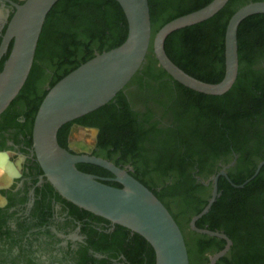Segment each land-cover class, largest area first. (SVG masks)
Instances as JSON below:
<instances>
[{
    "label": "trees",
    "instance_id": "obj_1",
    "mask_svg": "<svg viewBox=\"0 0 264 264\" xmlns=\"http://www.w3.org/2000/svg\"><path fill=\"white\" fill-rule=\"evenodd\" d=\"M212 1L149 0L153 38L170 21L197 11ZM259 1L264 0H230L210 20L172 33L165 43L168 56L182 70L201 81L212 84L221 82L226 71L225 35L228 23L241 7ZM263 32L264 14L248 17L241 23L238 31L239 76L233 88L224 96L201 94L174 81L159 66L151 46L147 63L127 85L139 86L140 92L136 93L135 96L138 97L136 100L149 110L142 120L138 119L137 114L126 111V108L118 107L116 101L119 102L123 97V90L107 105L76 120L85 123L87 119H98V124L93 125L100 126L101 132L93 156L104 158L121 168L131 167L134 172L130 174L145 186L148 184L143 178L154 185L159 183L165 185L167 181H173L165 187V194H159L147 187L163 203L169 194L182 195V201H175L181 211L179 214L174 213L173 217L184 234L190 264H201L206 260V238H209L190 229L191 219L200 214L208 202L201 200L192 205L186 199L196 190L193 185L195 182L193 175L206 178V143H209L206 132L219 134V137L224 132H234L235 129L230 126L227 116L240 108H247V104L253 99L249 85L255 82L251 80L249 70L252 55L261 42L260 36ZM127 36V19L116 0H60L46 18L33 68L19 97L12 104L21 96L39 95L36 117L45 96L60 80L97 54L119 47ZM11 49L12 44L2 59L0 71ZM49 78L48 88L42 91L43 83ZM173 82L178 86L183 97L176 98ZM150 104L157 111L164 109L165 115L172 113L173 120L169 127L159 129L156 124H152V128H147L146 125L154 117L152 109H149ZM222 118L224 119L221 120ZM219 121L224 122V129L219 125ZM70 124L71 122L64 125L58 133V141L66 149L67 127ZM182 132L188 135L184 137ZM189 166L192 171L188 170ZM77 167L85 173L103 177L112 176L109 171L96 165L81 164ZM246 179L235 183L241 185ZM106 183L122 187L118 183ZM230 189L233 192L239 191L232 186ZM223 190L226 188L224 189L220 183L219 192ZM164 204L169 207L166 202ZM238 209V204L228 203L221 197L196 225L206 229L208 222L210 224L208 229L212 231H232L235 217L240 212ZM186 230H189L188 233ZM229 235L234 237L232 234ZM223 247L221 246L217 251ZM130 250L131 256H138L140 252L145 253L146 264H156L154 249L139 234L135 233L134 239H131Z\"/></svg>",
    "mask_w": 264,
    "mask_h": 264
},
{
    "label": "water",
    "instance_id": "obj_2",
    "mask_svg": "<svg viewBox=\"0 0 264 264\" xmlns=\"http://www.w3.org/2000/svg\"><path fill=\"white\" fill-rule=\"evenodd\" d=\"M15 8L7 22L0 45V63L12 49L0 71V116L9 108L25 86L34 65L46 18L60 0H25L22 4L4 0ZM128 23L125 42L112 50L97 54L72 71L49 90L41 103L33 127L34 149L45 176L69 202L129 229L147 240L155 251L156 264H190L184 234L165 204L142 182L111 161L89 154L73 153L58 141L59 130L109 102L126 88L144 66L153 46L155 57L175 81L201 94L223 96L235 85L240 69L238 31L248 17L264 14V1L241 7L230 19L225 35V76L219 83L201 81L186 73L168 56L165 43L174 32L210 20L230 0H213L207 6L178 17L153 38L149 0H116ZM5 8L4 4H1ZM0 31L6 24L7 11L0 13ZM1 35V34H0ZM78 164H91L109 171L104 178L85 173ZM262 166V165H261ZM242 185L249 183L259 172ZM214 177L211 199L202 212L191 219L190 228L203 235L227 241L226 247L211 257L210 264L225 256L232 241L224 233L201 229L196 223L209 213L219 196V177ZM115 181L122 187L108 185Z\"/></svg>",
    "mask_w": 264,
    "mask_h": 264
},
{
    "label": "flooded vegetation",
    "instance_id": "obj_3",
    "mask_svg": "<svg viewBox=\"0 0 264 264\" xmlns=\"http://www.w3.org/2000/svg\"><path fill=\"white\" fill-rule=\"evenodd\" d=\"M13 1L18 4L23 2ZM1 4L5 5L7 17L0 31V45L7 22L15 12L14 6L8 2L0 0ZM260 38L249 70L251 80L255 82L249 85L253 99L247 108H240L227 116L234 132H224L221 137L206 132L209 139V143H206V178L193 175L196 190L191 197L186 198L192 205L201 200L209 202L213 194L214 177L222 171L226 172L228 177H219L218 192L220 183L226 190L220 191L217 199L223 197L228 203L238 204L240 212L235 217L232 231H216L226 234L232 241L229 252L216 264H264V32ZM172 87L176 98L183 97L175 82ZM138 92L140 90L135 84L126 86L123 97L116 102L118 107L126 108V111L137 114L138 119L142 120L149 110L141 102L138 104V97L135 96ZM38 97L21 96L0 116V155L7 157L14 171L10 176L6 175V182L0 181V264H146L145 253L131 256L130 242L135 233L69 202L45 176L33 142ZM149 109H152L154 117L146 125L147 128H152V124H156L159 129L170 126L152 104ZM223 123L219 121L222 128ZM93 124H98V119H87L85 123L72 121L67 127V149L93 156L101 132L100 126ZM76 128L97 130L96 143L90 151H75L71 147ZM182 133L184 137L188 135ZM260 166L258 174L244 187L233 185L235 181L252 178ZM124 169L134 172L129 166ZM188 170L192 171L190 166ZM143 179L151 190L159 194H165V187L173 183L170 180L165 185H154L148 179ZM229 186L239 191L233 192ZM181 198L180 194L165 197L172 215L176 212L174 205L178 206L175 201ZM209 227L210 224L206 222V229ZM208 237L206 260L201 264H210L211 257L227 245L224 239ZM221 246H224L223 249L217 251Z\"/></svg>",
    "mask_w": 264,
    "mask_h": 264
},
{
    "label": "rangeland",
    "instance_id": "obj_4",
    "mask_svg": "<svg viewBox=\"0 0 264 264\" xmlns=\"http://www.w3.org/2000/svg\"><path fill=\"white\" fill-rule=\"evenodd\" d=\"M19 1H25V0H19ZM6 11L7 10L5 8L3 9L2 6L0 5V13H4ZM49 83H50V78L48 80L46 79V81L43 83V85L41 87L42 91L49 86ZM135 85L139 88V86L137 84H135ZM138 104H140L139 101H138ZM142 105H144V104L142 103ZM164 111H165L164 109H161L160 111H157V113L167 123H171L173 120V117L171 116V114L165 115ZM97 134H98L97 130L76 128L73 132V135H72L71 147L75 151H82V150L90 151L91 148L96 143ZM174 209L176 211L175 212L176 214H179L181 211L179 206L174 205ZM188 231L189 230H186V233H188Z\"/></svg>",
    "mask_w": 264,
    "mask_h": 264
},
{
    "label": "bare ground",
    "instance_id": "obj_5",
    "mask_svg": "<svg viewBox=\"0 0 264 264\" xmlns=\"http://www.w3.org/2000/svg\"><path fill=\"white\" fill-rule=\"evenodd\" d=\"M13 173V168L9 166L7 157L5 155H0V181L6 182V175L10 176Z\"/></svg>",
    "mask_w": 264,
    "mask_h": 264
}]
</instances>
